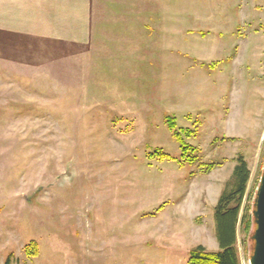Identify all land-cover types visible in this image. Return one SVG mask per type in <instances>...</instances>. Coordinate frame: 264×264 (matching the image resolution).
<instances>
[{
    "label": "rangeland",
    "instance_id": "374dc122",
    "mask_svg": "<svg viewBox=\"0 0 264 264\" xmlns=\"http://www.w3.org/2000/svg\"><path fill=\"white\" fill-rule=\"evenodd\" d=\"M130 3V21L107 11L88 58L11 78L7 92L1 73L0 264H187L197 246L216 252L214 207L238 157L250 171L239 218L251 216L264 0ZM168 118L196 149L191 162ZM250 233L237 225L239 264Z\"/></svg>",
    "mask_w": 264,
    "mask_h": 264
},
{
    "label": "crops",
    "instance_id": "0c3cea01",
    "mask_svg": "<svg viewBox=\"0 0 264 264\" xmlns=\"http://www.w3.org/2000/svg\"><path fill=\"white\" fill-rule=\"evenodd\" d=\"M133 1L0 0V76L10 81L3 85L6 92L16 86L11 78L39 76L64 60L88 58L107 11L120 6L126 15L116 10L109 18L130 21L134 14L127 5Z\"/></svg>",
    "mask_w": 264,
    "mask_h": 264
},
{
    "label": "trees",
    "instance_id": "16d2710c",
    "mask_svg": "<svg viewBox=\"0 0 264 264\" xmlns=\"http://www.w3.org/2000/svg\"><path fill=\"white\" fill-rule=\"evenodd\" d=\"M167 125L174 131V137L179 143L180 157L185 161H192L196 149L188 145L182 139L180 132H175V123L171 118L167 119ZM162 158L168 155L159 151ZM212 166H209L210 169ZM250 179V171L242 157H238L229 182L225 184L218 201L214 207L215 237L218 245L216 252H207L201 246H197L189 252L187 264H239L236 250L237 225H242L243 232L247 235L252 231V216L244 212L239 218L247 185ZM28 247V248H27ZM27 253L30 246H27Z\"/></svg>",
    "mask_w": 264,
    "mask_h": 264
},
{
    "label": "water",
    "instance_id": "95a60500",
    "mask_svg": "<svg viewBox=\"0 0 264 264\" xmlns=\"http://www.w3.org/2000/svg\"><path fill=\"white\" fill-rule=\"evenodd\" d=\"M253 229L249 236V264H264V164L252 206Z\"/></svg>",
    "mask_w": 264,
    "mask_h": 264
}]
</instances>
